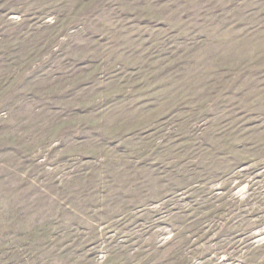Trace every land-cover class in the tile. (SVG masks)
I'll return each instance as SVG.
<instances>
[{"label":"rangeland","instance_id":"1","mask_svg":"<svg viewBox=\"0 0 264 264\" xmlns=\"http://www.w3.org/2000/svg\"><path fill=\"white\" fill-rule=\"evenodd\" d=\"M0 264H264V0H0Z\"/></svg>","mask_w":264,"mask_h":264}]
</instances>
